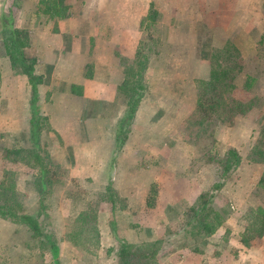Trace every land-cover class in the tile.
<instances>
[{"label":"rangeland","instance_id":"obj_1","mask_svg":"<svg viewBox=\"0 0 264 264\" xmlns=\"http://www.w3.org/2000/svg\"><path fill=\"white\" fill-rule=\"evenodd\" d=\"M38 2L7 1L3 16L11 22L12 28L4 30L6 34L2 37L6 49L11 44V30H17L25 52L30 48L26 52L30 56V53L33 54L30 43L35 30H51L54 21L50 20H62L36 15ZM230 2L200 0L197 8H186L184 12L182 6L178 9L173 7V12L170 5L161 7L158 2V6L151 3L150 19L141 22L143 37L135 60L127 61L120 57L125 73L121 99L128 102L138 84L145 85V90H148L145 73L149 68L153 88L167 96L164 100L167 101L168 112L172 117L178 112L180 123L176 131L160 139L154 134L153 124L164 115L162 112L149 126L143 146L139 147L131 161L119 165L118 153L114 150L115 155L110 163L111 177L107 180L105 176L107 182L91 181L82 189L78 181V178L91 180L93 175L100 172L101 164H107L105 160H100L102 147L92 146L96 139L105 137L104 156H107L108 134L103 133L107 128L103 130L96 125L95 114L84 115L88 123L89 145L86 155L81 157L84 168L82 176L71 172L63 162V147H57L56 152L49 151L46 132L44 145L31 140L30 146L5 150L7 145L1 144L9 142L5 138L18 134L21 145L30 139V135L25 129L26 121L24 129H14L15 114L5 117L8 119L6 121H2L0 116V207L7 214L5 217L0 215V264H56V261L59 264H118L115 252L121 243L132 246L156 243L152 264H264V223L257 214L258 209L264 210V172H257L251 165H264V125H258L259 119L256 117L227 115L221 111L222 108L219 109V103L222 107L234 102H250L255 106L250 100L251 96L257 98L256 109L264 112V90L261 89L264 82L258 87L252 85L249 91L236 88L231 95L224 93L223 100L217 104L203 103L204 109L213 108L216 113L198 108L201 84L208 82L219 67L228 71L233 78L243 69L254 75L260 72L258 60L251 59V64H245L233 42L229 50L211 51L208 48L215 37L223 33V23L227 17L224 12ZM93 3L94 0H57L54 8H64V14L68 16L83 14L88 10L87 14L92 17L96 13L92 11ZM159 7L165 10L166 17L160 14ZM0 30L3 32L1 23ZM166 41L176 43L177 50L167 49ZM261 42H264L263 38ZM34 52L36 56L39 55L36 50ZM226 54L236 57V61L229 60ZM170 57L182 60L176 64L165 61ZM86 67L90 74L91 66L87 64ZM229 68L234 71L230 72ZM168 73L176 74V77L170 81L171 77H166ZM193 84L197 90V105L192 110L188 104L193 99L189 95V88ZM1 88L12 92L15 89L13 79L0 80ZM155 97L162 100L159 95ZM240 116L252 123L258 122L259 130L253 129L254 133L248 137L251 146L249 162H245L240 172H236L241 160L233 165V158L228 156L229 149L234 148L228 145L227 128L239 122L237 118ZM257 116L264 118L263 113ZM41 119L40 122L44 124L45 121ZM261 128L263 133L257 135ZM128 129L125 128L129 133ZM236 136L243 143L240 132ZM179 138L183 139L184 144L183 151L177 154V158L181 159L168 163V168L163 172V185L155 184L157 192L159 187L164 190L159 199L155 197V201L160 202L158 208L155 209V206L154 211H149L147 206L141 207L138 201L128 203L118 195L113 177H117L119 182V173L125 169L157 165L169 154L166 148L170 149ZM164 144L167 147L163 157L157 161L153 152L163 148ZM244 151L247 152V149ZM68 157L71 159L73 155L69 153ZM230 165V169L226 170ZM93 183L100 184V187L88 190ZM107 188H110V193L106 191ZM110 195H113L111 199L114 202H111ZM89 202L97 206L98 241L94 245L91 234L87 232L78 246L73 241V234L79 225L78 216L87 209ZM215 212L221 216V225L210 234L204 226L205 222L212 221ZM14 214H40L38 221L43 234L59 249L56 261L47 243L37 240L18 219L11 217ZM258 233L263 235L258 237ZM247 237L250 243L244 246L241 240ZM261 246L263 251L259 252Z\"/></svg>","mask_w":264,"mask_h":264},{"label":"crops","instance_id":"obj_2","mask_svg":"<svg viewBox=\"0 0 264 264\" xmlns=\"http://www.w3.org/2000/svg\"><path fill=\"white\" fill-rule=\"evenodd\" d=\"M7 1L0 0V23ZM231 1L232 3L230 2L224 12V16L227 17L223 23V33L220 32V35L215 37L214 42H211L208 48L211 51L213 49L223 50L233 42L245 64H251V59L258 60L261 65L258 74L254 75L249 70L243 69L242 72L235 75L233 81L235 89L244 90L246 82H251V79L253 80L252 85L258 87L261 82H264V42H261L262 38L264 39V0ZM157 2L159 5L161 4V7L170 5L173 12L180 6L184 12L186 8L195 9L200 5V0H94L92 11H96V13L92 17H89L87 10L83 14L80 12L78 15H70L62 20H50L54 21L53 29L37 28L30 43L33 54L30 53L29 56L26 53L30 48L25 52L26 57L32 59L34 74L40 78V83L37 86L36 107L39 111V122L42 117L45 123L40 122L39 143L44 145L46 132V146L49 151L51 149L52 152H56L57 147L59 149L63 147L65 152L63 162L67 164L71 172L79 173V176H82L84 168L81 157L86 155V148L89 145L88 123L85 121L84 115L95 114L96 125H100L103 130L107 128L103 132L108 134L106 136L108 138L106 140L107 156H104L105 137L92 142V146L102 147L99 152L100 160H105L107 164H101L100 172L93 175L91 180L78 178L82 189H85L86 183L91 181H106L105 176H107V180L110 179V163L115 152L118 153L119 165L131 161L139 147L143 146V139L149 133V126L162 112L164 115L153 124L154 134L160 139H165L178 128L180 123L178 112L175 117L169 114L167 101L164 100V97L167 96L153 88L148 72L149 68H147L145 84L148 86V90H145L146 92L138 103L128 129L129 133L127 132L128 136L126 134L127 137L121 144L117 143L119 127L127 109V102H123L124 99H121L125 73L124 67L120 63V57L127 61L135 60L143 37L141 22L147 18L151 3L156 6ZM161 7H159L160 14L166 17L165 10ZM36 15L39 14L36 12ZM2 37L3 32L0 30V80L12 78L15 89L12 92L4 88L0 89V114H5L0 116L3 118L2 121H6L8 119L5 117L8 118L15 114V130L21 129V127L24 129L23 125L26 121L25 129L29 136L31 119L29 78L18 68L13 67ZM165 47L177 50L178 45L166 41ZM34 50L39 55L36 56ZM170 54L172 55L173 52ZM151 60L149 64H151ZM178 60L181 61L182 58L170 57L165 61H173L176 64ZM207 62L208 60L205 63ZM87 64L91 66L90 74L87 72ZM168 76L171 77L169 78L171 81L176 77V74L168 73L166 77ZM261 89L264 90V87ZM196 91V86L193 84L189 88V95L193 99L191 98V102L188 104L192 110L197 105ZM156 95L161 96L162 100L161 98L157 100ZM237 120L239 122L227 128V141H229L228 145L233 147L240 157V166L236 171L240 172V169L245 166V162H249L248 152L251 146L248 137L254 133L253 129L259 130V124L252 123L244 117L237 118ZM238 132L242 135L243 143L239 141L241 138L236 136ZM259 133L260 131L257 132V135ZM4 140L9 141L1 143L7 145L5 150L21 149L32 143L30 136L27 142L20 145L18 134ZM183 145V139L180 138L170 149H167L164 144L163 148L160 147L159 150L153 152L155 159L159 161L166 148L169 154L162 162L149 167L125 169L119 173L121 175L119 182L117 177H113L112 180L116 181L115 190L118 195L126 199L128 203L138 201L141 207L146 206V197L151 186L163 185V172L168 168L169 162L181 159L177 158V154L183 151ZM244 149H247V152ZM69 153L73 155L71 159L68 157ZM251 165L257 172H264V165L253 163ZM92 187H100V184L93 183L88 190H95ZM163 192L164 190L159 187L156 199H159ZM155 206V209L160 206L158 200L155 201ZM153 208H148V210L154 211ZM153 221L155 222L154 218ZM262 251L261 246L259 252Z\"/></svg>","mask_w":264,"mask_h":264},{"label":"trees","instance_id":"obj_3","mask_svg":"<svg viewBox=\"0 0 264 264\" xmlns=\"http://www.w3.org/2000/svg\"><path fill=\"white\" fill-rule=\"evenodd\" d=\"M57 0H39L37 5V14L47 16V17H57L59 19H64L68 17V14H64V8L60 7L58 9H55V3ZM150 13V11H149ZM150 19V16L148 14L146 21ZM1 25L3 27V35L6 34L4 30L11 29L12 24L11 22L5 18V16L1 17ZM10 42L11 43L7 47V51L11 57V62L13 67L18 68L22 73L27 75L29 78V84L31 86V119H30V136L31 140L37 144L38 143V137H39V130H40V123H39V111L36 107V101H37V86L40 83V78L37 77L34 74L33 69V62L31 58L26 57L25 50L23 48V43L20 42L19 36L20 34L17 32V30H11L10 32ZM230 46H226L224 49H230ZM236 52V51H235ZM226 56L229 58V60L233 59L236 61V57L234 56ZM229 71L232 72L234 69L229 68ZM234 78L233 76L230 77V73L226 70H222L220 67L215 70V72L210 76V79L206 83L201 84V88L198 90V108L202 111V105L203 103H206L205 101H208L210 103L217 104L224 98V93H227L231 95L233 91L235 90V85L233 83ZM253 80L251 79V82H246L244 86V92L251 90ZM145 92V86L142 84H138L135 87V93L131 96V98L127 102V109L125 116L122 120L121 126L119 127V134L117 136V143L121 144L127 134V130L125 128H128L133 120V117L136 112V108L138 106V103L140 99L142 98L143 94ZM251 102L255 104L253 106L250 102L248 103H241V102H234L232 105L228 106H221L219 103V109H221L222 112L226 113L227 115H241V116H251L256 117L259 119V125H264V118L258 117L257 115L264 112L260 109H256L257 105V98L250 96ZM213 101V102H211ZM232 102V101H231ZM203 111H209L211 113H216L215 109L208 108L204 109ZM261 112V113H260ZM261 119L263 120V124H261ZM260 133H263V129L261 128ZM259 137V136H258ZM260 136V138H262ZM198 145V144H197ZM228 156H231L233 158V165L237 162H240V157L236 150L229 149ZM231 167L227 166L226 170H229ZM236 167V165H235ZM225 175V172L223 173ZM83 191V190H82ZM107 192H111L110 188L106 189ZM83 193H86L83 191ZM156 186L152 185L149 193L146 197V206L148 208H153L155 206V197H156ZM113 195H110L109 198L111 199ZM113 199V198H112ZM111 199V202H114ZM95 204V203H94ZM93 203H87L86 210L79 214V225L77 228H75V233L73 234V241L76 245L80 246L79 242L83 239H85V233L89 232L91 234V237L94 240V245H97L98 241V234H97V206ZM257 214L261 216L263 223H264V210L258 209ZM0 215L5 217L7 216L6 212L3 211L0 207ZM40 214L36 215H11L12 218L18 219L21 224H23L31 233L32 235L39 241H45L47 245L49 246L50 253L52 255V258L56 261L58 258V247L57 245L52 242L48 236H45L42 232L41 225L38 221V217ZM220 214L214 213L212 215V221L211 222H205V230L208 231L210 234H213L216 229L221 225V219ZM264 225V224H263ZM264 234V232H263ZM263 234L258 233V237L262 236ZM241 243L244 246H248L250 241L247 238H243L241 240ZM42 244V243H41ZM156 243L150 244H141L137 246L127 245L124 243L119 244V246L116 249L115 252V258L118 261V264H152L151 261L154 259L156 250L154 249ZM56 264H59L58 261H56Z\"/></svg>","mask_w":264,"mask_h":264}]
</instances>
